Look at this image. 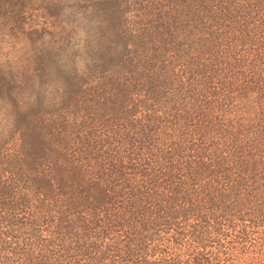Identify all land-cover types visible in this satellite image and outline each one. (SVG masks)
<instances>
[{"label": "trees", "instance_id": "16d2710c", "mask_svg": "<svg viewBox=\"0 0 264 264\" xmlns=\"http://www.w3.org/2000/svg\"><path fill=\"white\" fill-rule=\"evenodd\" d=\"M8 1L0 0V9ZM120 1L100 3L112 26L120 19ZM216 2L223 17L235 21L229 1ZM243 22L250 23L242 16L235 26ZM172 37L168 30L156 46V36L149 35L130 57L105 54L91 74L102 75L100 83L86 87L85 80L68 78L62 106L44 109L41 98L29 113L19 114L17 150L0 159L6 165L0 167V264H102L98 242L110 235L115 251L123 253L112 264H264V170L250 172L242 156L209 161L173 151L139 156L126 165L112 155L93 157L102 143L88 131V118H113L133 100V92L155 93L138 90L137 84L168 76L160 52ZM58 54L45 48L30 62L32 70L38 68L34 76L25 73L15 82L4 76L0 92L11 95L19 83L39 76L43 82L44 68ZM11 139L0 142L1 151ZM247 221L240 228L239 222ZM251 244L261 260L229 257L236 245ZM77 251L84 263L72 259Z\"/></svg>", "mask_w": 264, "mask_h": 264}, {"label": "rangeland", "instance_id": "374dc122", "mask_svg": "<svg viewBox=\"0 0 264 264\" xmlns=\"http://www.w3.org/2000/svg\"><path fill=\"white\" fill-rule=\"evenodd\" d=\"M224 1H229L230 10H236L235 21L223 17L216 0L120 1V19L110 28L114 41L123 40L125 57H130L129 52L135 51L137 44L144 43L149 35L156 36L157 46L162 34L171 30L172 43L160 52L168 76L161 75L160 81L152 85L145 81L137 84L138 90L144 88L155 93L145 97L133 92V100L113 118L101 122H96L95 117L88 118V131L102 143L93 157L112 155L119 163L124 159L126 165L130 159L134 164L139 156L157 157L179 151L209 161L215 157L242 156L243 163L252 167L250 172L254 169L258 174L257 171L264 170V0ZM255 5L258 7L253 12ZM61 11L52 6V0L3 3L0 78L7 76L15 82L25 73L32 77L38 72V68H31L33 59L41 56L45 48L59 52L67 43L71 27L60 16ZM242 16L250 23L235 26ZM15 41H23L25 47L14 64L7 60L6 54ZM102 78L91 75L85 86L93 87ZM62 117L72 122L65 115ZM76 120L82 121L81 114ZM18 138L15 133L2 151L0 148L4 155L0 159L6 160L17 150ZM5 166L0 164L1 170ZM5 176L10 177L9 173ZM245 224L249 222H239L240 228ZM113 238L110 235L104 242H98L102 264H112L119 259L117 256H123L115 251ZM236 246L229 257L244 263L255 258L261 260L255 254L259 250L255 251L252 244L247 249ZM82 255V251H77L72 259L84 263ZM227 257L222 255L223 259Z\"/></svg>", "mask_w": 264, "mask_h": 264}, {"label": "clouds", "instance_id": "9594fccd", "mask_svg": "<svg viewBox=\"0 0 264 264\" xmlns=\"http://www.w3.org/2000/svg\"><path fill=\"white\" fill-rule=\"evenodd\" d=\"M100 3L101 0H52V6L59 7L60 16L71 24L67 43L61 46L56 60L44 68L43 82L39 76L30 84L18 81L20 88L11 95L7 89L0 92V142L15 135L19 114L29 113L41 98L44 109L62 106L70 91L68 78L86 80L105 54L118 57L123 53L124 46L114 41L109 18ZM24 47L23 41L13 42L7 60L15 64Z\"/></svg>", "mask_w": 264, "mask_h": 264}]
</instances>
